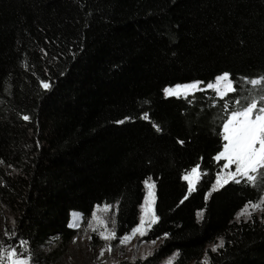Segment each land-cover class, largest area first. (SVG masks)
Listing matches in <instances>:
<instances>
[{
    "label": "trees",
    "instance_id": "trees-1",
    "mask_svg": "<svg viewBox=\"0 0 264 264\" xmlns=\"http://www.w3.org/2000/svg\"><path fill=\"white\" fill-rule=\"evenodd\" d=\"M223 73L235 91L219 97L205 88ZM252 79H264V0H0V202L29 264L60 260L71 213L115 207L116 239L130 234L146 180L158 220L144 240L160 243L119 264H264V216L236 221L262 188L211 192L222 121ZM193 82L203 89L164 94Z\"/></svg>",
    "mask_w": 264,
    "mask_h": 264
},
{
    "label": "snow or ice",
    "instance_id": "snow-or-ice-1",
    "mask_svg": "<svg viewBox=\"0 0 264 264\" xmlns=\"http://www.w3.org/2000/svg\"><path fill=\"white\" fill-rule=\"evenodd\" d=\"M250 84L264 85V79H252L248 81ZM200 82H193L191 84L176 85L172 88H165L164 93L166 96H187L193 90L199 89ZM233 82L230 79L228 73H223L215 78L213 83L207 85L208 88L214 89L217 95L223 97L229 92L235 91L232 86ZM42 87L45 89L49 88V84L42 82ZM237 104L240 101L236 102ZM145 118H147L145 116ZM24 120H28V116L23 117ZM223 131L221 133L222 139L226 141L223 144V150L219 152V155L215 159H223L226 163L220 170L221 174L217 175L216 185L223 187L228 184L229 181L239 184L241 181L236 177L246 178L248 182L255 183L258 178L264 179V96L260 97V102L255 98L247 100L241 107L234 108L231 115L226 117L223 121ZM231 165H235V172L224 173V169H228ZM251 173L257 175L253 176ZM198 177V166L191 169V173L185 175L183 179L188 182L189 189L193 187L194 180ZM146 186H148L149 191L145 197V203L142 206V214L140 216L139 224L134 227L131 232L133 235L139 234L143 236L146 234L145 229V217H150L147 226L150 228L152 224H155L158 217L154 214L152 210V205L154 203L152 187L148 185V181H145ZM215 190V189H214ZM109 206H105L103 211H107ZM252 207L258 208L259 205L253 204ZM248 205L244 206V210L241 215L247 214ZM79 214L74 216V220H79ZM103 219L97 216L96 212H93L92 220L89 222L90 226L93 224H102ZM113 225L115 220L112 221ZM70 227L76 226L75 224H70ZM97 229L93 227V231ZM99 235L105 241H111L116 239V234L114 228L111 231L105 232L100 231ZM130 239V236H124L121 238L120 242L124 243ZM223 246V240L216 247H213V251L217 247ZM111 251V248H109ZM103 255V252L101 253ZM19 253L15 249L7 250L2 249L0 246V259L7 258L8 264H29V261L24 258H17ZM171 264V262H169ZM207 264V261H205Z\"/></svg>",
    "mask_w": 264,
    "mask_h": 264
},
{
    "label": "rangeland",
    "instance_id": "rangeland-1",
    "mask_svg": "<svg viewBox=\"0 0 264 264\" xmlns=\"http://www.w3.org/2000/svg\"><path fill=\"white\" fill-rule=\"evenodd\" d=\"M200 89H203V88L199 86V89L193 90L188 95H191ZM205 89L213 91L215 94H217L214 89H210L208 87H206ZM240 89H241V101L238 104V107H241L244 103L247 102V100H251L253 98H255L258 102H260V97L264 96V85L254 86L250 84L248 81H241ZM181 97H185V96L182 95ZM217 161L221 165V169H222L226 161L223 159H220ZM230 171L235 172V165H231L228 169H224V173H227ZM218 174L222 175L221 172H219ZM251 175L255 176L257 174L251 173ZM236 178L246 180V178H241L239 176H237ZM199 179H200V172L198 171V177L197 179L194 180L192 189L196 186ZM146 181H148V185L153 186L151 190L153 193V198L155 199L154 185L151 183V181L149 180H146ZM184 181L188 185V182L185 179ZM252 184L256 185L257 187L262 188L261 199L256 203L248 204L246 215H241V213L244 210L243 208L236 217L237 222L247 221L254 217L257 219H262L264 216V179L258 178L256 182ZM143 185H144V198H143L142 204L139 209L140 214H139L138 224L140 222V216L142 214V206L145 203V197L147 196L148 191H149V188L148 186H146L145 182ZM219 188L220 187L216 185V179H215V182L211 188V192ZM253 204H257L259 205V207L254 209L252 207ZM104 208H105V205L94 207L93 212H96L97 216L101 217L104 223L93 224V226H90L89 224V222L92 220V216L87 222H83L80 214H79L80 219L74 220V216L78 213H71L70 224L76 225V226L70 227L74 232V237L71 243L68 245V248L63 252L62 257L56 264H119L120 262H123V261L124 262H135L137 260L146 259L158 247L160 241L148 242L144 240L148 231L154 225L152 224L150 228L147 226L148 221L150 220V217H145L146 234L143 236H140L139 234L133 235L132 232H130V234L127 235V236H130V239H128L124 243L120 242L121 239H114L111 241H105L104 239H102L99 235V232L100 231L108 232L114 228L115 224L113 225L112 221L115 220V211H116L115 207L109 206L107 211H103ZM152 210L154 212V203L152 205ZM14 225H15L14 215L10 212V210L5 205H3L0 202V246H2V249L17 250L19 253V256L17 257L18 259L24 258L29 261L28 257L23 256V251L18 248L16 244L17 242L14 241V237H13ZM93 227H95L97 230L93 231ZM220 242H221V239H219L215 244L209 245L207 249L209 251H213L212 250L213 247H216L217 245H219ZM50 246L55 247L56 242H52ZM109 248H111V251H109ZM102 252H103V255H101ZM176 256H177L176 254H173L172 256L164 259L162 261V264H169V262L173 264L176 259ZM205 261H207V264H208L207 255H204L198 263L191 262L190 264H205ZM0 264H8L7 258L5 257L4 259H0Z\"/></svg>",
    "mask_w": 264,
    "mask_h": 264
}]
</instances>
